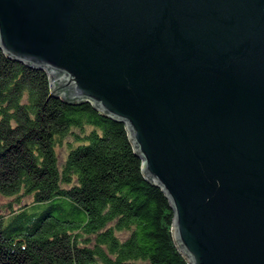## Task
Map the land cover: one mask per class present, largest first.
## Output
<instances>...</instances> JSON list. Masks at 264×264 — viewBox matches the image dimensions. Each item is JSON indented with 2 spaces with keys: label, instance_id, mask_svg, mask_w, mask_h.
Returning <instances> with one entry per match:
<instances>
[{
  "label": "water",
  "instance_id": "water-1",
  "mask_svg": "<svg viewBox=\"0 0 264 264\" xmlns=\"http://www.w3.org/2000/svg\"><path fill=\"white\" fill-rule=\"evenodd\" d=\"M0 49L125 124L188 264H264V0H0Z\"/></svg>",
  "mask_w": 264,
  "mask_h": 264
},
{
  "label": "trees",
  "instance_id": "trees-1",
  "mask_svg": "<svg viewBox=\"0 0 264 264\" xmlns=\"http://www.w3.org/2000/svg\"><path fill=\"white\" fill-rule=\"evenodd\" d=\"M0 264H188L125 124L0 49Z\"/></svg>",
  "mask_w": 264,
  "mask_h": 264
},
{
  "label": "rangeland",
  "instance_id": "rangeland-1",
  "mask_svg": "<svg viewBox=\"0 0 264 264\" xmlns=\"http://www.w3.org/2000/svg\"><path fill=\"white\" fill-rule=\"evenodd\" d=\"M8 201H9L8 198L0 195V213H1V207H3V205H5Z\"/></svg>",
  "mask_w": 264,
  "mask_h": 264
}]
</instances>
